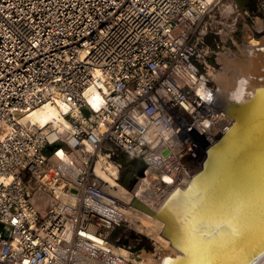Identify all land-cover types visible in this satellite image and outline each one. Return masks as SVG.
Returning <instances> with one entry per match:
<instances>
[{
	"label": "built area",
	"instance_id": "2783aa9c",
	"mask_svg": "<svg viewBox=\"0 0 264 264\" xmlns=\"http://www.w3.org/2000/svg\"><path fill=\"white\" fill-rule=\"evenodd\" d=\"M260 19L264 0H0V264H84L97 249L107 259L105 243L136 250L135 236H113L126 201L98 165L120 180L128 154L173 188L191 177L234 122L215 44L241 27L262 36ZM60 98L66 131L24 119Z\"/></svg>",
	"mask_w": 264,
	"mask_h": 264
},
{
	"label": "water",
	"instance_id": "95a60500",
	"mask_svg": "<svg viewBox=\"0 0 264 264\" xmlns=\"http://www.w3.org/2000/svg\"><path fill=\"white\" fill-rule=\"evenodd\" d=\"M226 109L232 126L206 148L186 186L158 208L132 201L164 222L161 234L175 252L161 264H256L264 256V85Z\"/></svg>",
	"mask_w": 264,
	"mask_h": 264
},
{
	"label": "bare ground",
	"instance_id": "6f19581e",
	"mask_svg": "<svg viewBox=\"0 0 264 264\" xmlns=\"http://www.w3.org/2000/svg\"><path fill=\"white\" fill-rule=\"evenodd\" d=\"M258 27L263 29V19L259 20ZM246 33L245 43L243 45L238 43L240 46V49H237L238 51L226 50L220 56L223 66L215 72V79L219 84L220 101L224 103H228L231 98L247 97L253 90L255 91L257 86L264 85V79H261L264 77V35L255 36L249 30ZM70 110V103L60 98L57 103L47 102L38 106L28 115H24V119L31 118L42 125L52 122L59 126L61 130L66 131L72 126L70 119L66 115ZM105 165L107 164L100 163L98 165L99 174L110 182L109 185H105V188L126 201L125 205L120 206V210L125 220H130L136 228L134 230L136 232H131L136 238L130 239V242L133 245L138 246L141 243L142 245L133 250L122 244L112 245L105 243L101 247H103L102 254L107 259L99 256L97 249V256L84 259V264H161L168 253L175 252L170 245V241L161 234L164 222L133 205L132 201L134 197H139L149 205L158 208L166 194L170 190L172 192L179 186V183L173 188L174 177L168 173H161L159 168L152 164L134 188H129L117 178L120 171L116 167L110 165L106 167ZM109 169L112 171H109ZM189 177L190 175L185 177L180 186H186ZM158 178L169 181V183L164 184L165 187L161 191L158 189V185L154 183V180L156 181ZM159 185L163 184L159 181ZM118 218H120V215ZM127 232L125 237L129 239L131 233L129 234V230ZM111 251H113L114 259L111 257ZM120 257H123V262ZM256 264H264V256Z\"/></svg>",
	"mask_w": 264,
	"mask_h": 264
},
{
	"label": "rangeland",
	"instance_id": "374dc122",
	"mask_svg": "<svg viewBox=\"0 0 264 264\" xmlns=\"http://www.w3.org/2000/svg\"><path fill=\"white\" fill-rule=\"evenodd\" d=\"M249 27L243 28L241 27L235 34V40L230 38L228 39V37H219V42L220 44H215V48L216 51H214L213 55H212V61H214L216 64L218 63V69L222 68V60L220 61V56L223 55V52H225L226 50H233V51H238L240 48V46L238 45V43H241L242 45L245 43L246 40V35H247V31L249 30ZM259 35H264V32H260ZM238 49V50H237ZM219 62H218V61ZM123 162H124V167L122 168L121 171V179L120 181L125 184L126 186H129L131 183L133 182L134 178H136L137 176L140 175L139 173V168L144 164V162L141 159L138 158H134L128 154H125L122 156ZM138 178V177H137ZM138 181V179H137ZM136 181L135 185L138 183ZM127 230H129V234L132 232H136L134 230H136L135 225L130 221L127 220V223L124 225L123 228L117 229L116 232L114 233V238L117 239L121 234H126L127 235ZM132 233L130 234L131 237H133Z\"/></svg>",
	"mask_w": 264,
	"mask_h": 264
}]
</instances>
